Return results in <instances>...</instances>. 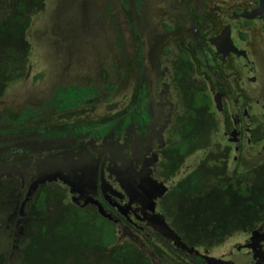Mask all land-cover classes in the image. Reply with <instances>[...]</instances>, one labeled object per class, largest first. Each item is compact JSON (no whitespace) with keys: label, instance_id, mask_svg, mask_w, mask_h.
<instances>
[{"label":"flooded vegetation","instance_id":"af4514ba","mask_svg":"<svg viewBox=\"0 0 264 264\" xmlns=\"http://www.w3.org/2000/svg\"><path fill=\"white\" fill-rule=\"evenodd\" d=\"M257 9L258 0L102 4L107 53L96 51L97 37L81 38L94 55L79 59L74 44L64 72L32 104L0 105V214L10 212L14 242L33 221L25 211L43 196L47 219L68 205L96 211L114 224L117 242L150 264H264V220L206 247L188 246L173 230L184 249L149 228L164 219L159 184L177 181L178 171L165 177L167 154L191 123L195 97L206 108V153L222 152L228 170L264 164V16ZM72 85L96 96L64 110L55 91ZM127 186L132 198L121 193Z\"/></svg>","mask_w":264,"mask_h":264},{"label":"trees","instance_id":"16d2710c","mask_svg":"<svg viewBox=\"0 0 264 264\" xmlns=\"http://www.w3.org/2000/svg\"><path fill=\"white\" fill-rule=\"evenodd\" d=\"M45 3L0 0V99L10 80L29 71V29L34 11L43 10ZM93 96L94 90L75 85L55 91L64 110L83 106ZM197 99L203 102L197 96L187 108L191 123H185V133L169 146L165 177H172L185 157L202 148L197 141L206 133V108L198 109ZM210 124L215 127L213 121ZM224 158L222 152L205 153L184 177L167 187L160 200L164 221L188 246L213 245L264 220V164L256 172L240 166L228 170L219 162ZM43 199L39 197L35 207L25 211L33 221L17 244L6 219L9 211L0 214V264H150L131 244L117 242L114 224L96 211L68 205L47 219L51 206ZM3 220L8 223L2 224Z\"/></svg>","mask_w":264,"mask_h":264},{"label":"rangeland","instance_id":"374dc122","mask_svg":"<svg viewBox=\"0 0 264 264\" xmlns=\"http://www.w3.org/2000/svg\"><path fill=\"white\" fill-rule=\"evenodd\" d=\"M106 1L107 0H46L43 10L34 11L28 36L31 44V53L28 59L30 64L29 71L25 72V74L19 78L20 80L14 81L13 79L9 81L5 90V95L0 100V105L5 104L8 105L9 108L13 106L16 108L17 104H23L24 102L27 105L30 103L32 104V98L30 99V97H33L35 94L47 88V85L55 76L53 75L54 73L64 72L63 68L65 67L63 59L65 63H68V51L71 50V52H73L72 49H74L76 44H79L81 47V58H79L77 54L72 55V65L76 64L78 58L84 60L82 56L94 55V52L91 53V48H88L86 43L80 40L81 38L89 41L90 38L94 39L97 37L98 39L95 44L96 51L101 53L108 51L107 46L109 41L106 39L105 35V28L108 21L101 22V19L98 17L99 11H97ZM93 3L96 4V7H94ZM54 24L59 27L58 29H60V31L53 27ZM57 34L60 35V38H58ZM66 36L73 39H66ZM86 47L87 52L84 50ZM108 54H110V52H108ZM68 67L72 68L73 66ZM196 101H198V99ZM51 110L52 109L48 110V112H51ZM207 137L209 138V134ZM203 143L206 145V136H204L202 140L197 141L198 147L202 148L184 158L181 167L175 175L177 181L184 177L190 169L197 165L198 162H200L199 160L203 158L206 153V148L204 149ZM231 164V161L228 162L229 167ZM176 182H169L168 185H173V183L175 184ZM131 191L130 186H127L123 188L121 193L125 194V196L127 195L128 198H132ZM13 222L12 220V226ZM7 223V220L2 221L4 225ZM149 228L158 233L162 238L169 240L171 246H178L175 240L167 236L164 230L161 229V223L151 224ZM155 263L160 264L156 259Z\"/></svg>","mask_w":264,"mask_h":264},{"label":"water","instance_id":"95a60500","mask_svg":"<svg viewBox=\"0 0 264 264\" xmlns=\"http://www.w3.org/2000/svg\"><path fill=\"white\" fill-rule=\"evenodd\" d=\"M258 15L264 16V0H258ZM159 187L162 189L160 193H164L167 191V187H165L162 183L159 184ZM161 229L167 234V236L173 238L176 242V245L186 248L182 243L180 238L174 233V231L168 226V224L162 219Z\"/></svg>","mask_w":264,"mask_h":264}]
</instances>
